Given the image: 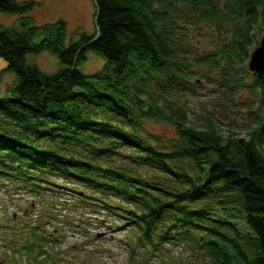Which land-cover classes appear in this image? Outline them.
Instances as JSON below:
<instances>
[{
	"label": "trees",
	"instance_id": "16d2710c",
	"mask_svg": "<svg viewBox=\"0 0 264 264\" xmlns=\"http://www.w3.org/2000/svg\"><path fill=\"white\" fill-rule=\"evenodd\" d=\"M93 1L96 33L74 40L63 18L33 23L37 1L0 0V12L21 16L19 27L0 25L3 70L15 77L0 94V182L41 196L63 194L58 180L67 178L97 191L103 211L121 210L147 252L186 238L209 264H264V68L251 74L260 113L248 138L222 136L212 120L194 126L181 103L194 63L221 70L228 88L243 80L238 70L264 32V0ZM205 24L223 38L191 60L187 32ZM45 51L58 59L52 73L28 61ZM90 51L104 61L94 74L79 67ZM149 121L175 136L151 141ZM10 231L0 233V264L49 257L40 224Z\"/></svg>",
	"mask_w": 264,
	"mask_h": 264
},
{
	"label": "rangeland",
	"instance_id": "374dc122",
	"mask_svg": "<svg viewBox=\"0 0 264 264\" xmlns=\"http://www.w3.org/2000/svg\"><path fill=\"white\" fill-rule=\"evenodd\" d=\"M38 7L29 14L35 24H44L63 18L68 23L69 38L76 40L80 32L96 33L95 5L93 0H35ZM17 14L0 12V25L5 27L20 26ZM224 36V35H222ZM264 32L256 35L259 46ZM221 33L210 24L190 28L186 40L191 44V60H198L207 53L218 49ZM38 41V38H35ZM28 61L37 65L47 73L56 71L59 67L55 55L45 51L29 55ZM246 60L238 70V76L243 79L228 88V82L219 80V69H211L194 63L189 79L183 81L184 96L181 103L186 106L191 124L204 128L212 120L222 136L238 135L248 138L251 126L260 113L259 103L252 86V71ZM104 61L93 51L88 54L86 62L80 69L87 74H94L102 69ZM6 63L0 59V94L14 82L13 73L5 72ZM146 135L151 141L175 136L172 125L165 122L149 121L145 123ZM147 137V138H148ZM125 152H130L126 149ZM120 162L116 159L115 162ZM114 162V163H115ZM138 167V166H137ZM142 171L141 169H136ZM7 182V181H6ZM58 184L66 188L81 190L84 201L76 195L45 192L34 196L30 190L17 186L15 183L0 182V233L12 236L13 228H28L40 224L52 240L44 248L49 257L43 262L38 258L35 262L22 264H209L206 257L199 254L194 245L177 239L172 242H162L156 250L148 248L139 242L138 227L126 224L123 214L113 215L109 211L95 205L98 203L92 196H100L90 186L69 182L67 178L58 180ZM110 204L130 207L127 202H121L118 197L108 196ZM101 204V203H99ZM93 207L95 209H93ZM95 210V211H94ZM121 213V214H120ZM161 233L160 229L157 231ZM133 252V254H132ZM7 254L0 244V261L6 262ZM132 256V259L130 258Z\"/></svg>",
	"mask_w": 264,
	"mask_h": 264
},
{
	"label": "water",
	"instance_id": "95a60500",
	"mask_svg": "<svg viewBox=\"0 0 264 264\" xmlns=\"http://www.w3.org/2000/svg\"><path fill=\"white\" fill-rule=\"evenodd\" d=\"M264 68V37L259 46H257L251 54L249 61V69L253 72H259Z\"/></svg>",
	"mask_w": 264,
	"mask_h": 264
},
{
	"label": "crops",
	"instance_id": "0c3cea01",
	"mask_svg": "<svg viewBox=\"0 0 264 264\" xmlns=\"http://www.w3.org/2000/svg\"><path fill=\"white\" fill-rule=\"evenodd\" d=\"M38 1H41V0H38Z\"/></svg>",
	"mask_w": 264,
	"mask_h": 264
}]
</instances>
